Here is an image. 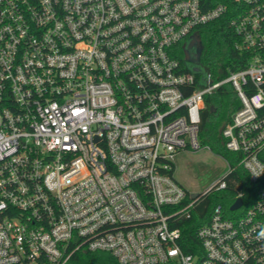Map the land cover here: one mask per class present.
Here are the masks:
<instances>
[{
    "label": "built area",
    "instance_id": "obj_1",
    "mask_svg": "<svg viewBox=\"0 0 264 264\" xmlns=\"http://www.w3.org/2000/svg\"><path fill=\"white\" fill-rule=\"evenodd\" d=\"M203 1L0 0V264H68L79 251L264 264V0ZM228 12L246 66L194 72L180 49ZM225 84L241 104L221 131L238 162L191 193L176 157L202 148L206 98ZM239 168L248 183L231 207L242 205L201 215ZM196 211L200 249L186 252Z\"/></svg>",
    "mask_w": 264,
    "mask_h": 264
},
{
    "label": "trees",
    "instance_id": "obj_2",
    "mask_svg": "<svg viewBox=\"0 0 264 264\" xmlns=\"http://www.w3.org/2000/svg\"><path fill=\"white\" fill-rule=\"evenodd\" d=\"M208 8L213 7L227 0H204ZM232 8V5H230ZM232 13L228 12L221 18L211 21L199 28L203 52H201L198 65L209 70L216 79L225 77L229 70H240L246 66V54L236 48L237 36L231 26ZM185 49H180L179 54L182 61H185ZM191 70V69H190ZM228 84L223 85L214 94L207 96L205 107L202 112V124L200 129L201 146L211 144L225 157L229 163L235 166L238 156L226 148L221 135L217 136L218 127H223L230 121L240 102L234 96L233 90ZM234 154V153H233ZM228 188L221 195H213L199 206L201 215L209 216L211 207L216 203H223L229 207L237 197L239 190H242L248 183L246 172L241 168L236 169L229 175ZM240 187H236V183ZM227 203V204H226ZM197 211L194 216L186 221L183 226L182 246L186 252H195L200 249V239L197 238V229L204 223ZM68 264H120L119 261L109 252L105 251H79L74 254Z\"/></svg>",
    "mask_w": 264,
    "mask_h": 264
},
{
    "label": "rangeland",
    "instance_id": "obj_3",
    "mask_svg": "<svg viewBox=\"0 0 264 264\" xmlns=\"http://www.w3.org/2000/svg\"><path fill=\"white\" fill-rule=\"evenodd\" d=\"M229 85V84H228ZM231 86V85H229ZM232 88V87H231ZM234 96L240 102L235 90ZM224 123L218 127L217 136L221 137ZM237 156V154H233ZM229 160L211 144L199 150L181 151L176 157V179L191 193H200L220 180L229 170ZM224 193L217 192L215 195ZM227 204V203H226ZM243 209L232 212L239 215Z\"/></svg>",
    "mask_w": 264,
    "mask_h": 264
},
{
    "label": "water",
    "instance_id": "obj_4",
    "mask_svg": "<svg viewBox=\"0 0 264 264\" xmlns=\"http://www.w3.org/2000/svg\"><path fill=\"white\" fill-rule=\"evenodd\" d=\"M200 34L199 33H196V34H194L193 36H192V39H191V41L188 43V44H186L185 45V58H186V60L187 61H189V58H188V50L187 49H189L193 44H194V42L198 39V42H199V48H198V59H199V57H200V55H201V52H203L202 50H203V46H202V42H201V40H200V36H199ZM190 62V61H189ZM193 68V71L194 72H196V73H200L201 71H202V69L203 68H200L199 67V65H197V66H193L192 67ZM196 194H194V196H195ZM242 203H243V199L241 198V197H239L237 200H236V202L232 205V207H231V210H236V209H238L241 205H242Z\"/></svg>",
    "mask_w": 264,
    "mask_h": 264
},
{
    "label": "flooded vegetation",
    "instance_id": "obj_5",
    "mask_svg": "<svg viewBox=\"0 0 264 264\" xmlns=\"http://www.w3.org/2000/svg\"><path fill=\"white\" fill-rule=\"evenodd\" d=\"M201 40V38H200ZM199 42H198V39L194 42V44L189 48L187 49L188 50V58H189V61L192 65H198L199 63V60H200V57L198 59V48H199ZM201 56V55H200Z\"/></svg>",
    "mask_w": 264,
    "mask_h": 264
},
{
    "label": "clouds",
    "instance_id": "obj_6",
    "mask_svg": "<svg viewBox=\"0 0 264 264\" xmlns=\"http://www.w3.org/2000/svg\"><path fill=\"white\" fill-rule=\"evenodd\" d=\"M261 236H264V231L261 232Z\"/></svg>",
    "mask_w": 264,
    "mask_h": 264
}]
</instances>
